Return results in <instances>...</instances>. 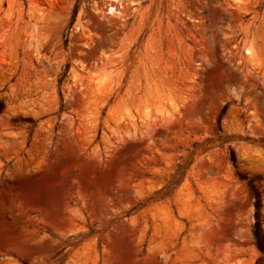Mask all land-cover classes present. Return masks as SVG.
Instances as JSON below:
<instances>
[{"label": "rangeland", "instance_id": "rangeland-1", "mask_svg": "<svg viewBox=\"0 0 264 264\" xmlns=\"http://www.w3.org/2000/svg\"><path fill=\"white\" fill-rule=\"evenodd\" d=\"M123 1L0 0V264H264V0Z\"/></svg>", "mask_w": 264, "mask_h": 264}, {"label": "bare ground", "instance_id": "bare-ground-1", "mask_svg": "<svg viewBox=\"0 0 264 264\" xmlns=\"http://www.w3.org/2000/svg\"><path fill=\"white\" fill-rule=\"evenodd\" d=\"M105 1H107V5H108V14L109 15H120V16H122V15H125L124 14V10H125V7H124V1L123 0H105ZM244 53L246 54V55H251L252 54V52L250 51V49H245L244 50ZM96 87L98 88V90H100V88H101V83H99V82H97L96 83Z\"/></svg>", "mask_w": 264, "mask_h": 264}]
</instances>
